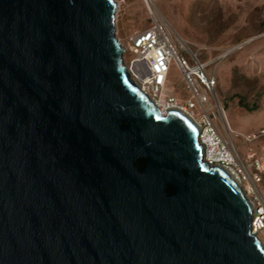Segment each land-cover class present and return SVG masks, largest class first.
<instances>
[{
  "label": "water",
  "instance_id": "obj_1",
  "mask_svg": "<svg viewBox=\"0 0 264 264\" xmlns=\"http://www.w3.org/2000/svg\"><path fill=\"white\" fill-rule=\"evenodd\" d=\"M116 0H0V264H264L198 127L131 79Z\"/></svg>",
  "mask_w": 264,
  "mask_h": 264
},
{
  "label": "built area",
  "instance_id": "obj_2",
  "mask_svg": "<svg viewBox=\"0 0 264 264\" xmlns=\"http://www.w3.org/2000/svg\"><path fill=\"white\" fill-rule=\"evenodd\" d=\"M145 1L151 25L132 35L125 47L131 55L127 62L131 79L164 113L180 109L194 121L203 161L234 176L253 207L252 231L264 236V127L250 132L233 129L217 90L222 56L204 59L200 49L174 38L166 18ZM174 68L183 92H177L171 81Z\"/></svg>",
  "mask_w": 264,
  "mask_h": 264
},
{
  "label": "rangeland",
  "instance_id": "obj_3",
  "mask_svg": "<svg viewBox=\"0 0 264 264\" xmlns=\"http://www.w3.org/2000/svg\"><path fill=\"white\" fill-rule=\"evenodd\" d=\"M148 1L166 18L174 38L177 32L200 49L204 59L222 56L217 90L233 129L250 132L264 127V0ZM116 3V35L126 47L132 35L151 25V18L145 0ZM130 56L124 52L126 64ZM171 81L183 92L176 68Z\"/></svg>",
  "mask_w": 264,
  "mask_h": 264
},
{
  "label": "bare ground",
  "instance_id": "obj_4",
  "mask_svg": "<svg viewBox=\"0 0 264 264\" xmlns=\"http://www.w3.org/2000/svg\"><path fill=\"white\" fill-rule=\"evenodd\" d=\"M149 2V1H148ZM176 34H177V36L180 38V39H182V40H184L177 32H176ZM159 108V107H158ZM160 109V108H159ZM161 110V109H160ZM162 111V110H161ZM228 119H229V116H228ZM229 121H230V119H229ZM258 238L262 241V243H263V245H264V236L262 235V234H260V235H258Z\"/></svg>",
  "mask_w": 264,
  "mask_h": 264
}]
</instances>
